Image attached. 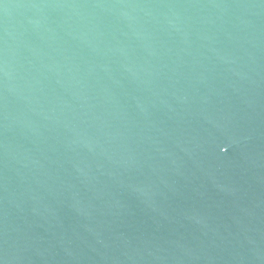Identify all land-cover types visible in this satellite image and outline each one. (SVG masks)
Masks as SVG:
<instances>
[{"label": "water", "instance_id": "1", "mask_svg": "<svg viewBox=\"0 0 264 264\" xmlns=\"http://www.w3.org/2000/svg\"><path fill=\"white\" fill-rule=\"evenodd\" d=\"M0 264H264V0H0Z\"/></svg>", "mask_w": 264, "mask_h": 264}]
</instances>
